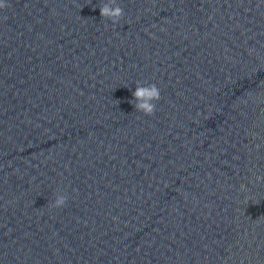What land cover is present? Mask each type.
Returning <instances> with one entry per match:
<instances>
[{"label": "clouds", "instance_id": "clouds-1", "mask_svg": "<svg viewBox=\"0 0 264 264\" xmlns=\"http://www.w3.org/2000/svg\"><path fill=\"white\" fill-rule=\"evenodd\" d=\"M9 7L4 0H0V9ZM100 15L103 19L111 21L116 25L124 17V9L117 3V0H107L99 6ZM134 99L130 101L137 112L143 113L145 116H152L156 112V101L161 99V91L157 84H143L139 81L136 82L135 91L132 93ZM135 101V103H133ZM260 179V177H257ZM68 196L62 192L57 191L54 200L49 203L48 207L51 209H61L66 206Z\"/></svg>", "mask_w": 264, "mask_h": 264}]
</instances>
